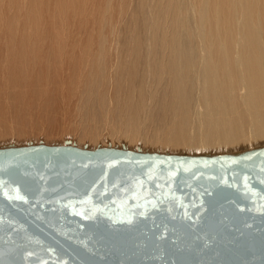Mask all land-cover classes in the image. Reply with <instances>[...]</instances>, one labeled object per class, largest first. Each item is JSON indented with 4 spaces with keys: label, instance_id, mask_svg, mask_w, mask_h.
Instances as JSON below:
<instances>
[{
    "label": "bare ground",
    "instance_id": "obj_1",
    "mask_svg": "<svg viewBox=\"0 0 264 264\" xmlns=\"http://www.w3.org/2000/svg\"><path fill=\"white\" fill-rule=\"evenodd\" d=\"M66 138L264 145V0H0V146Z\"/></svg>",
    "mask_w": 264,
    "mask_h": 264
},
{
    "label": "water",
    "instance_id": "obj_2",
    "mask_svg": "<svg viewBox=\"0 0 264 264\" xmlns=\"http://www.w3.org/2000/svg\"><path fill=\"white\" fill-rule=\"evenodd\" d=\"M0 264H264V145H2Z\"/></svg>",
    "mask_w": 264,
    "mask_h": 264
},
{
    "label": "rangeland",
    "instance_id": "obj_3",
    "mask_svg": "<svg viewBox=\"0 0 264 264\" xmlns=\"http://www.w3.org/2000/svg\"><path fill=\"white\" fill-rule=\"evenodd\" d=\"M61 143H62V142H61ZM99 143H100V145H104V146H107V145L110 144V143H108V144L105 145V144H104V143H105V140H104V142H103V141L98 142L97 145H94V146L97 147V146L99 145ZM48 144H49V143H48ZM51 144H53V143H51ZM79 145H80V143H79ZM115 146H120V144H116ZM95 147H92V148H95ZM152 150H154V149H152ZM173 152H176V153H179V152H180V153H182L183 151L180 150L179 152H178V151H173ZM227 152H229V151H227ZM230 152H232V151H230ZM210 153H212V152H210Z\"/></svg>",
    "mask_w": 264,
    "mask_h": 264
}]
</instances>
